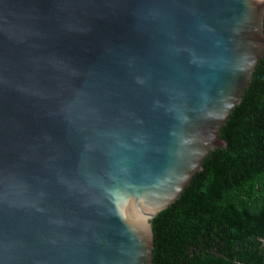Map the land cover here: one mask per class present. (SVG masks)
Returning <instances> with one entry per match:
<instances>
[{"label":"water","instance_id":"1","mask_svg":"<svg viewBox=\"0 0 264 264\" xmlns=\"http://www.w3.org/2000/svg\"><path fill=\"white\" fill-rule=\"evenodd\" d=\"M263 55L264 0H0V264H154Z\"/></svg>","mask_w":264,"mask_h":264},{"label":"trees","instance_id":"2","mask_svg":"<svg viewBox=\"0 0 264 264\" xmlns=\"http://www.w3.org/2000/svg\"><path fill=\"white\" fill-rule=\"evenodd\" d=\"M221 137L153 218L154 264H264V55Z\"/></svg>","mask_w":264,"mask_h":264}]
</instances>
